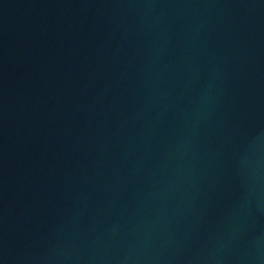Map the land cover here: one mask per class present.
Segmentation results:
<instances>
[{
	"label": "water",
	"instance_id": "1",
	"mask_svg": "<svg viewBox=\"0 0 264 264\" xmlns=\"http://www.w3.org/2000/svg\"><path fill=\"white\" fill-rule=\"evenodd\" d=\"M0 264H264V0H0Z\"/></svg>",
	"mask_w": 264,
	"mask_h": 264
}]
</instances>
